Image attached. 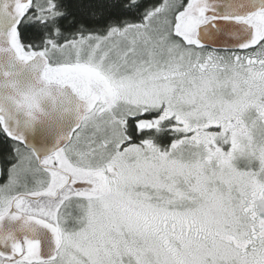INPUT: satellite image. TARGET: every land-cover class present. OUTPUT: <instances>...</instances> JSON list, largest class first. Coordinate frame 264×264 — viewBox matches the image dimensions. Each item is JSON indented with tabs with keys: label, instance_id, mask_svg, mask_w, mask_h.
Returning <instances> with one entry per match:
<instances>
[{
	"label": "snow or ice",
	"instance_id": "6c2138e0",
	"mask_svg": "<svg viewBox=\"0 0 264 264\" xmlns=\"http://www.w3.org/2000/svg\"><path fill=\"white\" fill-rule=\"evenodd\" d=\"M0 264H264V0H0Z\"/></svg>",
	"mask_w": 264,
	"mask_h": 264
}]
</instances>
